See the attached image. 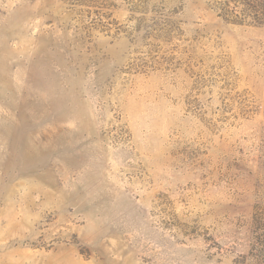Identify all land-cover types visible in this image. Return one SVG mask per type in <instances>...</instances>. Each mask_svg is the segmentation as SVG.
Instances as JSON below:
<instances>
[{
  "label": "rangeland",
  "instance_id": "1",
  "mask_svg": "<svg viewBox=\"0 0 264 264\" xmlns=\"http://www.w3.org/2000/svg\"><path fill=\"white\" fill-rule=\"evenodd\" d=\"M0 264H264V0H0Z\"/></svg>",
  "mask_w": 264,
  "mask_h": 264
}]
</instances>
